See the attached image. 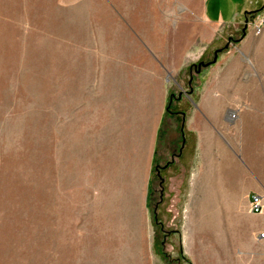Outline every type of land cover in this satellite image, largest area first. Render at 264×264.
I'll return each instance as SVG.
<instances>
[{"label":"crops","instance_id":"1","mask_svg":"<svg viewBox=\"0 0 264 264\" xmlns=\"http://www.w3.org/2000/svg\"><path fill=\"white\" fill-rule=\"evenodd\" d=\"M101 7L104 14L89 20L96 41L87 52L123 57L92 64L80 110L93 119L96 166L115 201L104 208L107 221L79 224L89 234L58 262L141 263L148 231L134 218L148 211L158 133L173 98L167 75L212 49L216 61L186 96L185 140L161 165L163 193L182 200L179 243L192 264H264V208L248 207L254 194L264 205V95L246 89L264 87V27L254 34L251 23L264 17V0H102ZM230 111L240 125H231Z\"/></svg>","mask_w":264,"mask_h":264},{"label":"rangeland","instance_id":"2","mask_svg":"<svg viewBox=\"0 0 264 264\" xmlns=\"http://www.w3.org/2000/svg\"><path fill=\"white\" fill-rule=\"evenodd\" d=\"M101 4L0 0V264H62V251L89 234L79 224L109 218L102 214L115 199L96 166L93 119L80 110L92 64L123 57L87 52L96 41L88 38L95 25L89 20L104 14ZM212 58L211 49L167 75L173 98L160 125L148 211H136L134 218L148 231L140 264H192L179 243L182 200L164 196L161 165L181 149L190 110L186 96L211 64L202 63ZM246 89L264 95V87ZM236 115L228 114L232 126L240 125Z\"/></svg>","mask_w":264,"mask_h":264},{"label":"built area","instance_id":"3","mask_svg":"<svg viewBox=\"0 0 264 264\" xmlns=\"http://www.w3.org/2000/svg\"><path fill=\"white\" fill-rule=\"evenodd\" d=\"M252 29L254 34H260L264 27V17L259 19H251ZM232 116V115H231ZM249 211L253 213H260L264 205L262 203V199L259 195H252L249 200ZM260 237H264V233H259Z\"/></svg>","mask_w":264,"mask_h":264},{"label":"water","instance_id":"4","mask_svg":"<svg viewBox=\"0 0 264 264\" xmlns=\"http://www.w3.org/2000/svg\"><path fill=\"white\" fill-rule=\"evenodd\" d=\"M216 58H217V51L214 52V55H213V58L210 62H206V63H202L203 66H207L209 65L210 63H213L216 61ZM201 65V64H200Z\"/></svg>","mask_w":264,"mask_h":264},{"label":"trees","instance_id":"5","mask_svg":"<svg viewBox=\"0 0 264 264\" xmlns=\"http://www.w3.org/2000/svg\"><path fill=\"white\" fill-rule=\"evenodd\" d=\"M256 12H257V11L246 12V15H248V14H250V15H255ZM166 111H167V112L169 111V106H167ZM158 134L160 135V131H159ZM158 142H159V138H158ZM156 158H157V157H156ZM155 164H156V161H155L154 165H155Z\"/></svg>","mask_w":264,"mask_h":264}]
</instances>
